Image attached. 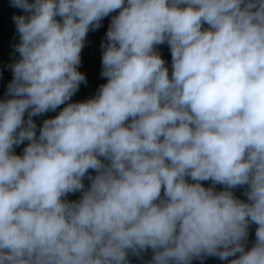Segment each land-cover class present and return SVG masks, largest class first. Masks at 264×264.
Returning <instances> with one entry per match:
<instances>
[{
	"label": "clouds",
	"instance_id": "obj_1",
	"mask_svg": "<svg viewBox=\"0 0 264 264\" xmlns=\"http://www.w3.org/2000/svg\"><path fill=\"white\" fill-rule=\"evenodd\" d=\"M9 2L0 264H264V0Z\"/></svg>",
	"mask_w": 264,
	"mask_h": 264
},
{
	"label": "trees",
	"instance_id": "obj_2",
	"mask_svg": "<svg viewBox=\"0 0 264 264\" xmlns=\"http://www.w3.org/2000/svg\"><path fill=\"white\" fill-rule=\"evenodd\" d=\"M9 0H0V53L1 52H6L9 49H7L6 47H3V36L5 34V29H7L8 26V20H7V5H9ZM159 52L161 54H167L169 56H171L168 45L166 43L164 44H159ZM12 51H14V49H11ZM99 53H102V48H99ZM169 69V74L171 73V67H168ZM106 80V78L104 77H92L91 81H90V85L89 86H83V87H79L78 90L73 94V96L70 98V101H66L65 103L68 102H78L80 98H84L87 97L88 99L93 97L98 89V87H95L96 82H100ZM64 105H59L57 108L61 109L63 108ZM25 144L22 142L21 145L19 146H14L13 151L15 152V154L17 155H21L22 154V150L24 148ZM233 193L235 196H237L240 199H246L243 195H242V191L239 189H232ZM79 197L76 196L74 193H69L67 196V199L69 200H75L78 199ZM255 224H252L249 227V235H248V244L246 245L247 247L251 246L252 241L254 240V229H255ZM238 255V254H237ZM151 256V250L147 251L146 253H142L141 254V258H142V262L140 264H144V261H147L148 259H150ZM234 257H229L228 259H232ZM129 260H130V264H137L139 258L136 256H129ZM192 264H200V262L196 259H194L192 261ZM203 264H227L226 260H220L218 257L215 256H209L206 259H204Z\"/></svg>",
	"mask_w": 264,
	"mask_h": 264
}]
</instances>
